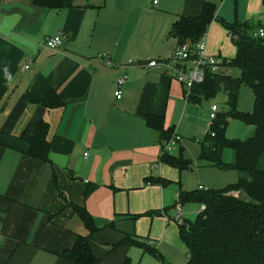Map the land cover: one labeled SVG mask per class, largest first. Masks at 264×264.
Listing matches in <instances>:
<instances>
[{"label":"crops","instance_id":"crops-1","mask_svg":"<svg viewBox=\"0 0 264 264\" xmlns=\"http://www.w3.org/2000/svg\"><path fill=\"white\" fill-rule=\"evenodd\" d=\"M147 1L74 0L55 10L0 0V264H75L62 254L89 230L74 206L100 228L90 239L97 264L129 258L135 246L116 247L125 233L161 251L182 246L170 196L174 170H184L160 163L169 138L145 119L159 116L171 137L180 136L193 104L180 81L144 64L177 48L169 34L180 15H199L216 0ZM250 1L256 17L244 21L264 27L263 0ZM219 23L207 28V51L232 58L235 45ZM58 34L64 40L55 52L45 41ZM42 124L48 163L32 158L22 139Z\"/></svg>","mask_w":264,"mask_h":264},{"label":"trees","instance_id":"trees-1","mask_svg":"<svg viewBox=\"0 0 264 264\" xmlns=\"http://www.w3.org/2000/svg\"><path fill=\"white\" fill-rule=\"evenodd\" d=\"M73 2L35 0L38 6L55 10L68 9L74 5ZM213 21H219L231 36L236 54L228 68L239 70L240 76L234 78L232 74L209 73L203 83L194 86L187 98L188 102L195 104L210 100L220 92L226 94L228 113H218L206 138L199 141L201 158L220 170L235 171L239 180L224 189H198L192 193L180 191V205L193 202L206 208L194 220L178 222L179 236L188 253L186 264H264V38L253 36L256 29L262 26L250 21L228 23L224 18L217 17L214 3L206 2L199 15H180L170 29L169 36L176 39L178 44L193 42L207 33ZM242 84L251 87L255 94V110L252 114L237 111ZM229 116L252 124L255 135L245 141L229 139L226 132ZM145 120L150 128L162 135V141L171 138L172 134L167 133L170 130H165L161 117L150 115ZM46 130L47 126L42 124L36 136L30 138L24 134L22 139L28 144V154L32 158L48 163L50 142L46 138ZM227 148L234 152L235 163L223 161V152ZM160 163L169 164L180 172L191 165L183 156L169 153L160 156ZM74 209L80 214L89 233L78 235L74 246L66 249L62 257L75 264H97L99 259L93 253L90 239L100 228L94 226L92 217L83 208L74 206ZM125 245L141 248L144 253L156 256L163 262V256L148 240L125 233L116 247ZM122 264L134 263L126 258Z\"/></svg>","mask_w":264,"mask_h":264},{"label":"rangeland","instance_id":"rangeland-1","mask_svg":"<svg viewBox=\"0 0 264 264\" xmlns=\"http://www.w3.org/2000/svg\"><path fill=\"white\" fill-rule=\"evenodd\" d=\"M150 1L153 3L152 0ZM143 2L148 3L147 0H143ZM214 4L216 5L218 13L222 8V15H220V17L224 18L228 23L237 20L243 22L244 19L252 20V18L256 17L255 12H253L252 1L250 0H216L214 1ZM261 12L262 13L259 14V17H262L264 14V9H262ZM228 42L231 43L230 39ZM231 73L234 78L240 76V72L237 69L231 70ZM240 87L237 99V111L244 114H252L255 110V94L252 88L246 84H242ZM213 105H216L219 108V114H227L229 106L226 94L220 92L210 98V100H204L201 103H193V108L187 113L190 120L185 119L184 122L181 123L179 134L182 139L180 146L175 150L174 155L177 157L183 156V158L188 160L191 165L188 169H185L181 175L174 170L177 177L176 179H171V188H173L174 191L170 196V199L173 200L171 208L173 207L174 209V206L176 208V212L171 214L173 220L177 217L180 191L187 193L197 192L200 185L211 190L224 189L229 185L236 184L239 180L235 171L220 170L217 167L206 163L201 158L199 141L204 140L208 135L207 132L210 130L209 114ZM226 132L229 139L245 141L254 136L256 131L254 126L247 123L245 120L229 116V124ZM223 161L226 163H235L234 152L231 149L227 148L223 152ZM181 206L183 208V220H194L199 212L202 211L200 203L185 202ZM156 243L159 242L156 241ZM181 244L182 246L180 248L173 247L171 244L163 246L162 251L160 250V243L155 245V247L157 248L158 253L163 256L165 262L169 264H186L188 262V255L185 246H183V243ZM131 249L132 250L127 255H129V258H131L135 264H161L158 257L143 253L141 248L134 247Z\"/></svg>","mask_w":264,"mask_h":264},{"label":"built area","instance_id":"built-area-1","mask_svg":"<svg viewBox=\"0 0 264 264\" xmlns=\"http://www.w3.org/2000/svg\"><path fill=\"white\" fill-rule=\"evenodd\" d=\"M154 4L157 5L159 0H153ZM256 38H264V27L259 28L253 34ZM64 37L62 35L53 36L46 38L45 45L52 51L57 52L59 46L62 45ZM207 34L203 35L198 40L193 42H184L178 44L177 48L172 54L164 61L150 60L144 66L149 69L163 68V73H166L173 78L181 82L183 89H185L186 96L191 94L196 84L203 83L209 73L213 74H231V70L228 68L230 63L229 58H222L219 56L210 55L207 51ZM107 55H105L106 57ZM107 64H111L109 56L105 58ZM29 69V66L24 67V70ZM128 76L121 78L117 83V90L115 96L117 99L122 97L121 87L127 82ZM219 108L213 105L210 110L209 126L215 121ZM181 137L175 134L173 137L166 140L163 146L164 153L174 154L179 144L181 143ZM86 154L85 159H87ZM200 190H207L203 186H199ZM179 215L177 216L178 222H182V208L180 204L177 206ZM202 210L206 207L201 205Z\"/></svg>","mask_w":264,"mask_h":264}]
</instances>
